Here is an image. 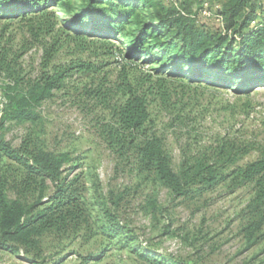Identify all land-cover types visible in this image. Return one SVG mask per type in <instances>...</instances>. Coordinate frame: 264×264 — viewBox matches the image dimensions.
Wrapping results in <instances>:
<instances>
[{
	"label": "trees",
	"instance_id": "16d2710c",
	"mask_svg": "<svg viewBox=\"0 0 264 264\" xmlns=\"http://www.w3.org/2000/svg\"><path fill=\"white\" fill-rule=\"evenodd\" d=\"M201 2L0 0V18L30 19V30L42 47L39 69L27 71L21 61L26 48L3 44L0 32V247L40 264L46 238L62 243L81 232L92 237L99 230L130 237L128 224L118 219L107 200L98 192L87 196L82 172L70 175L80 164L66 166L74 159L68 152L48 148L34 130L17 146L6 136L9 121L36 124L41 104L65 90L74 73L101 72L108 64L102 55L113 56L115 51L109 37L120 36L127 49L120 81L106 87L102 78L97 88L86 86V93L108 111L109 118L100 120L107 146L144 179L167 188L174 199L199 198L219 184L230 191L248 189L241 232L248 244L264 238V140L227 129L223 135L213 134L208 143L186 142L175 169L149 110L150 102L158 99L176 113L177 123H184L182 110L192 101L198 104L191 86L210 75L241 91L264 85V0H219L221 21L200 15ZM95 43L103 50L92 48ZM62 49L72 55L90 51L95 60L76 56L54 62ZM144 63L154 64V73L131 80L127 67ZM252 151L255 157L242 161ZM110 199L116 209L121 196ZM168 258L172 264H189Z\"/></svg>",
	"mask_w": 264,
	"mask_h": 264
},
{
	"label": "rangeland",
	"instance_id": "374dc122",
	"mask_svg": "<svg viewBox=\"0 0 264 264\" xmlns=\"http://www.w3.org/2000/svg\"><path fill=\"white\" fill-rule=\"evenodd\" d=\"M162 1L173 4L179 0ZM197 6L196 2L193 9L197 10ZM30 24V19L0 18V32L3 44H11L14 49L26 48L21 61L25 70L36 72L42 47L34 38ZM109 38L115 51L113 56L102 55L108 64L101 72L74 73L67 79L65 90L56 91L53 98L41 104L36 124L30 120L9 121L6 136L17 146L29 130H34L48 148L68 152L74 159L66 166L74 161L80 164L70 175L81 171L89 189L87 196L92 198L98 192L118 214V219L128 224L131 235L129 238L121 234L109 236L99 230L92 237L81 232L72 239H63L62 243L46 238L40 264H172L168 256L189 264H264V238L248 244L241 232V209L250 197L248 189L230 191L225 184H219L199 198L174 199L167 188L144 179L131 163L119 159L107 146L100 132V120L109 118L108 111L96 96L86 93V88H97L102 78H106V87L120 81L127 49L121 36ZM94 47L103 50L97 43ZM90 54L88 51L72 55L68 49H62L54 62L69 61L76 56L95 60ZM154 66L144 63L126 70L134 80L153 74ZM184 76L190 75L184 73ZM3 79L0 73V85ZM201 79L199 85L191 86L190 92L196 95L198 104L193 105L192 101L182 110L184 123H177L176 113L165 109L158 99L149 104L151 117L165 138L175 169L181 160V146L186 142L195 144L199 139L201 143H208L213 134L223 135L227 129L240 131L248 139L264 140V85L241 91L240 87L221 83L215 75ZM255 155L252 151L242 161L251 160ZM113 195L121 196L116 209L110 199ZM151 201H155L154 207ZM0 264L33 263L21 252L0 247Z\"/></svg>",
	"mask_w": 264,
	"mask_h": 264
},
{
	"label": "built area",
	"instance_id": "2783aa9c",
	"mask_svg": "<svg viewBox=\"0 0 264 264\" xmlns=\"http://www.w3.org/2000/svg\"><path fill=\"white\" fill-rule=\"evenodd\" d=\"M220 8L221 4L219 2L211 3L210 0H202L199 13L202 16L215 17L217 20L221 21L222 18L219 14Z\"/></svg>",
	"mask_w": 264,
	"mask_h": 264
}]
</instances>
